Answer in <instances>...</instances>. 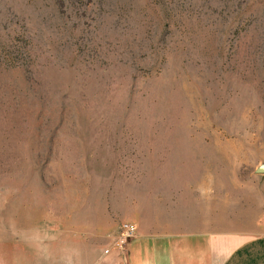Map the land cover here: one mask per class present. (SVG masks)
Masks as SVG:
<instances>
[{
  "label": "rangeland",
  "instance_id": "obj_1",
  "mask_svg": "<svg viewBox=\"0 0 264 264\" xmlns=\"http://www.w3.org/2000/svg\"><path fill=\"white\" fill-rule=\"evenodd\" d=\"M260 163L264 0H0V264L234 246L264 233Z\"/></svg>",
  "mask_w": 264,
  "mask_h": 264
},
{
  "label": "crops",
  "instance_id": "obj_2",
  "mask_svg": "<svg viewBox=\"0 0 264 264\" xmlns=\"http://www.w3.org/2000/svg\"><path fill=\"white\" fill-rule=\"evenodd\" d=\"M234 244L216 242L207 231L140 232L129 241L121 264H264V233ZM113 258L110 264H117Z\"/></svg>",
  "mask_w": 264,
  "mask_h": 264
},
{
  "label": "built area",
  "instance_id": "obj_3",
  "mask_svg": "<svg viewBox=\"0 0 264 264\" xmlns=\"http://www.w3.org/2000/svg\"><path fill=\"white\" fill-rule=\"evenodd\" d=\"M134 230H135V225L132 223L127 222L124 226L123 229V233H124V237L122 238V243L125 242V237L127 235H133L134 234Z\"/></svg>",
  "mask_w": 264,
  "mask_h": 264
},
{
  "label": "water",
  "instance_id": "obj_4",
  "mask_svg": "<svg viewBox=\"0 0 264 264\" xmlns=\"http://www.w3.org/2000/svg\"><path fill=\"white\" fill-rule=\"evenodd\" d=\"M258 171H264V164L263 163H260L257 168H256Z\"/></svg>",
  "mask_w": 264,
  "mask_h": 264
}]
</instances>
